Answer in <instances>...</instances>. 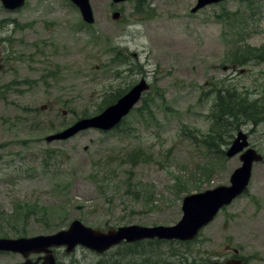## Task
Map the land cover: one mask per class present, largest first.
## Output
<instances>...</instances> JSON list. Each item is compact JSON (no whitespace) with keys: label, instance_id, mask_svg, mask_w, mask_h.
<instances>
[{"label":"rangeland","instance_id":"1","mask_svg":"<svg viewBox=\"0 0 264 264\" xmlns=\"http://www.w3.org/2000/svg\"><path fill=\"white\" fill-rule=\"evenodd\" d=\"M196 3L144 0L138 11L135 1L91 0L89 24L69 0H27L15 11L0 2V237L52 234L76 219L99 230L174 225L186 195L230 184L242 162L226 152L243 132L241 153L263 160L245 193L186 246L235 248L264 264V118L211 137L215 90L264 106V55L246 52L264 50V0L193 12ZM142 78L149 89L117 129L47 142ZM96 258L59 254L70 264Z\"/></svg>","mask_w":264,"mask_h":264},{"label":"water","instance_id":"2","mask_svg":"<svg viewBox=\"0 0 264 264\" xmlns=\"http://www.w3.org/2000/svg\"><path fill=\"white\" fill-rule=\"evenodd\" d=\"M5 8L15 9L23 6L25 0H1ZM81 10L86 22L93 23V14L89 0H72ZM122 2L126 0H114ZM224 0H199L194 11L199 7L218 3ZM119 15L115 14L114 19ZM149 89L145 80L135 85L127 94L121 97L116 103L107 107L101 114L84 118L76 122L72 127L65 131L48 137L47 140H66L81 131L88 129L110 130L118 125L122 119L129 114L131 109L140 101L142 93ZM247 135L240 132L232 146L227 152L228 157H234L248 147ZM242 165L237 168L231 178L229 186H219L213 190L202 193L191 194L184 198L181 220L173 226H126L117 230L111 229L107 233L100 230L86 227L80 220H75L68 230L61 231L51 236H37L33 238L0 239V250L23 251L24 249H35L38 247L67 246L68 252L72 251L77 245H82L97 251L117 245L122 241L135 242L146 238L178 239L188 241L194 239L199 231L209 224L219 211L229 206L233 200L240 196L248 187L253 165L263 160L254 149H248L240 156ZM30 247V248H29ZM219 264V263H215ZM226 264H242L237 261H230Z\"/></svg>","mask_w":264,"mask_h":264},{"label":"flooded vegetation","instance_id":"3","mask_svg":"<svg viewBox=\"0 0 264 264\" xmlns=\"http://www.w3.org/2000/svg\"><path fill=\"white\" fill-rule=\"evenodd\" d=\"M166 243L168 242L158 239L133 244L124 242L117 246H111L103 252L82 246L75 247L72 252H68L67 247H51L48 255L36 252V249L31 252L0 251V264H43L45 258L49 256L53 258L56 264H70L61 261L59 254L62 252L64 255H73L79 249H84L97 257L92 264H224L229 260L236 259L247 264L240 256V251L237 254L236 249H232L233 254H228L229 247L225 248L224 253H215V248L212 249L214 251L205 252L199 247L186 245L169 247Z\"/></svg>","mask_w":264,"mask_h":264},{"label":"trees","instance_id":"4","mask_svg":"<svg viewBox=\"0 0 264 264\" xmlns=\"http://www.w3.org/2000/svg\"><path fill=\"white\" fill-rule=\"evenodd\" d=\"M263 49H248L246 52L251 53L253 56H262L264 53ZM249 55V56H250ZM123 57V56H122ZM237 59V57H235ZM121 60L120 57L115 58ZM126 91H123L117 95L115 100H111L106 103V107L112 103H114L117 98L122 96ZM109 101V100H108ZM264 106L258 105V102H248L247 99L243 98L239 95L235 90L232 89H217L215 90V112L213 113V133L215 136H211L215 140H222V138L229 132V128L227 126H232L235 124L236 128L239 127L241 120H245L249 123L256 124L261 119L264 118ZM230 136V135H229ZM203 143L211 148L212 142L203 141ZM214 143V142H213ZM216 145V142L214 143ZM214 145V146H215ZM213 148V147H212ZM215 151L220 150V146L214 147ZM224 153V152H223ZM20 229H15L16 232H20ZM1 236L6 237V232L1 231Z\"/></svg>","mask_w":264,"mask_h":264}]
</instances>
